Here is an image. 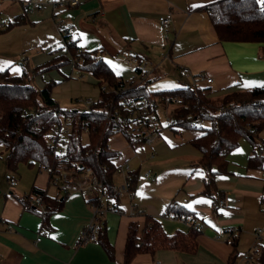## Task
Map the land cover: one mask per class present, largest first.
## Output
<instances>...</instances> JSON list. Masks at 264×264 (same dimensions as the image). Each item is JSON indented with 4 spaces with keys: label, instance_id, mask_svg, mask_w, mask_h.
<instances>
[{
    "label": "crops",
    "instance_id": "0c3cea01",
    "mask_svg": "<svg viewBox=\"0 0 264 264\" xmlns=\"http://www.w3.org/2000/svg\"><path fill=\"white\" fill-rule=\"evenodd\" d=\"M60 1L0 0V69L19 74L59 57L70 58L71 41L82 49H99L98 56L128 84H154L155 88L163 76L165 81L171 79L182 66L190 68L192 75L186 79L192 84L196 80V84L211 86L217 92L229 86L264 84V43L220 40L204 8L214 0H80L77 5L56 6ZM168 12H172L173 22L165 29L159 17ZM20 14L25 15V22L8 28L10 20ZM120 53L140 56L147 63L145 70L137 71L136 65L120 61ZM74 70L71 61L33 80L43 87L55 81H46L45 76L56 72L68 78ZM202 73L213 80L198 79ZM161 111L165 110L159 111L160 117ZM166 130L152 145L132 144L122 134L110 138V147L122 153V160L134 171L132 202L143 211L135 216L112 211L104 214L107 234L115 247L114 260L99 241L77 246L94 210L85 194L62 193L38 163H20L17 171H11L6 164L7 149L0 143V264H124L132 221L142 225L148 214L158 218L169 234L190 230L186 222L164 215L173 199L204 223L198 250L141 253L132 264H263L264 250L248 254L256 243L255 229L264 228V170L247 166L254 153L252 141L249 139L251 145L242 138L228 153L230 172L217 175L218 192L226 202L221 208L204 192L202 152L190 142L199 130ZM260 137L264 138V131ZM12 176L18 178L15 186L10 184ZM34 186L62 199L61 209L46 219V204L43 209L37 207L35 196L25 203ZM120 204L129 210L131 200L123 196ZM231 227L238 236L236 250L228 232Z\"/></svg>",
    "mask_w": 264,
    "mask_h": 264
},
{
    "label": "trees",
    "instance_id": "16d2710c",
    "mask_svg": "<svg viewBox=\"0 0 264 264\" xmlns=\"http://www.w3.org/2000/svg\"><path fill=\"white\" fill-rule=\"evenodd\" d=\"M204 8L209 12L220 40L264 43V0H214ZM25 19L24 14L16 16L10 20L8 28L24 23ZM68 43L70 58H56L35 67L31 72L25 69L15 74L9 68L0 70V143L7 149L6 164L11 171H17L20 163H38L40 169L49 168L51 180L62 167L92 166L109 188L110 195H115V172L120 161L118 151L109 149L108 145L110 138L117 134L114 128L119 122L110 115V110H120L129 118V109L123 103L125 99L156 98L159 103L150 110L163 125L159 111L168 106L165 101L167 95H176L179 99L170 104L173 108L164 129L168 127L176 133L199 130V134L190 142L202 152L201 164L206 170L204 192L212 198L216 207L223 199L222 193L218 192L217 175L230 172L228 153L239 145L242 138L250 139L254 145L248 168L264 170V146L256 141L264 131V84L252 88L229 86L217 92L211 86L198 84L150 90L147 83L131 82L125 89L122 87L128 84L127 80L118 75L106 59L98 56L99 49L86 50L76 42ZM71 61L75 63L76 70L92 73L97 84L102 85L100 99L91 104L90 110L61 108L52 95L53 87L57 84L55 81L43 87L32 82V77L59 69ZM137 71L142 69L137 68ZM60 113L73 120L65 151L68 161L63 159V153H57L50 145V135L62 121ZM200 119L206 123L198 125ZM84 131L88 133L87 143L81 139ZM135 180L134 174L133 190ZM31 196L42 197L46 204V219L63 205L62 199L51 197L36 186L23 201L26 203ZM115 196L120 203L121 198L117 194ZM164 215L185 219L196 217L194 211L176 199L166 205ZM201 233L202 230L191 227L189 231L179 229L169 234L158 218L146 214L142 225L137 221L130 223L124 264H132L141 253L154 254L160 249L195 253ZM231 235V243L236 250L238 236L236 233ZM97 241L114 260L115 247L108 237L106 221L101 225Z\"/></svg>",
    "mask_w": 264,
    "mask_h": 264
},
{
    "label": "built area",
    "instance_id": "2783aa9c",
    "mask_svg": "<svg viewBox=\"0 0 264 264\" xmlns=\"http://www.w3.org/2000/svg\"><path fill=\"white\" fill-rule=\"evenodd\" d=\"M80 0H62L56 2V6H67V5H77ZM159 21L165 29H169L172 26L173 14L168 12L159 17ZM118 59L124 63L134 64L137 68L145 70L147 63L138 55H126L119 54ZM24 63L27 59L23 60ZM181 77L187 78L192 75V72L188 66H182L179 70ZM85 75H82L84 77ZM198 79H206L207 82H211L213 79L206 76L205 74H200L197 76ZM196 80L193 84H196ZM122 88H128L127 86ZM178 96L167 95L165 101L167 105L176 103L178 101ZM87 103L91 105L92 100L88 99ZM125 106L129 109V118L124 116L120 110H110V115L113 116L115 120L119 122L116 124L114 130L127 137L130 143L142 142L147 145H152L157 139L160 138L161 131L164 126L160 120L153 116L150 108L158 105L159 101L156 98H143L134 101H129L125 99L123 101ZM113 111V113H111ZM115 111V112H114ZM61 123L54 127L50 135V145L55 149L57 153L64 154L63 159L68 161V156L65 151L59 149L62 146H66L68 141L65 139L64 135L71 133L73 120L71 117H67L65 114L60 113ZM205 120L200 119L197 121L198 125H204ZM168 128V127H167ZM264 146V140L261 141ZM110 149V144L108 145ZM95 150H98L96 148ZM263 149H261L262 151ZM119 163L116 167L115 172V184L113 186L115 195L117 194L120 198L127 196L131 200V206L129 210H126L121 206L120 203L116 201L115 195H110L109 188L103 181L102 177L97 173V171L92 166H83L67 168L62 167L52 176L51 184L55 185L62 193L70 192H82L87 197L90 204L93 205L94 210L89 223L84 227L80 234L77 242V246L84 245L89 242L97 241L99 232L101 230V225L103 223L104 214L108 211L117 212L121 215H139L142 214L141 211L135 204H133L132 199L134 197L133 177L134 171L127 160H122V153L118 152L117 155ZM43 170L49 172L48 167H43ZM10 184L15 186L18 184V178L12 176L10 178ZM35 201L37 207L44 208V202L41 196H35ZM226 204L224 199L219 202V207H224ZM178 218V217H177ZM178 219L186 222L190 227L198 228L200 230L204 229V223L200 222L196 217ZM234 228L228 229L230 234L234 233ZM256 243L253 245L252 249L248 254H260L263 252L264 248V228L257 227L255 229ZM41 237H38V241ZM247 260L249 255L246 256ZM160 264V261H157ZM71 264V263H67Z\"/></svg>",
    "mask_w": 264,
    "mask_h": 264
},
{
    "label": "rangeland",
    "instance_id": "374dc122",
    "mask_svg": "<svg viewBox=\"0 0 264 264\" xmlns=\"http://www.w3.org/2000/svg\"><path fill=\"white\" fill-rule=\"evenodd\" d=\"M125 53L128 54L127 52H125ZM115 61L117 63H119L117 59H115ZM123 65H126V64H123ZM49 75H51V74H49ZM82 75H85V76L82 77ZM67 76H68V78H65L62 74H58L56 72L54 74H52L51 77H49L48 75L45 76L46 81L53 78V79H55V81L57 83L55 85V87H53L52 95L55 98L58 105L61 108L68 109V110H79V111L90 110L91 105H89L87 103V100L91 99L93 102H97L101 96L100 92H101L102 85L97 84V79L93 76L92 73L87 72V71H81V70L77 69L71 73V76L69 73ZM37 77H40V76H37ZM33 78L34 77H32V82L37 86V84H39V83H37V81H34ZM162 79H163V82H160V84L155 85V88H159L160 90H166V89L169 90V89L176 88L179 86L192 84L188 79L181 77V75L178 71H174V75L172 76L171 79H167L165 81L166 78L164 76L162 77ZM40 81L42 84H45L44 81H42V79H40ZM49 82H51V81H49ZM126 86L129 87V84H127ZM213 87H215V86H213ZM155 88H154V84H152V85L149 84L150 90H154ZM172 108H173L172 105H168L164 111L165 113L163 111H161V115H162L161 118H162V122H163L164 127L168 124L167 118H169L171 116L169 114H171ZM111 113H113V111H111ZM166 129L168 130V128H166ZM117 134H120V133H117ZM69 135H70V133L64 135V137L67 141H69ZM81 139H82L83 143H87L89 140L88 133L84 131L82 133ZM243 140L247 141L248 143L250 142L249 139H247V138H244ZM256 141L258 143H261V138H257ZM250 144L252 145L251 142H250ZM243 147H244V145H242V148ZM59 149L66 151L67 145L62 146ZM238 162H241V161H238ZM232 164L236 165L235 163H233V161H232ZM238 164L240 165V163H238Z\"/></svg>",
    "mask_w": 264,
    "mask_h": 264
},
{
    "label": "snow or ice",
    "instance_id": "6c2138e0",
    "mask_svg": "<svg viewBox=\"0 0 264 264\" xmlns=\"http://www.w3.org/2000/svg\"><path fill=\"white\" fill-rule=\"evenodd\" d=\"M0 70H2V69H0Z\"/></svg>",
    "mask_w": 264,
    "mask_h": 264
}]
</instances>
